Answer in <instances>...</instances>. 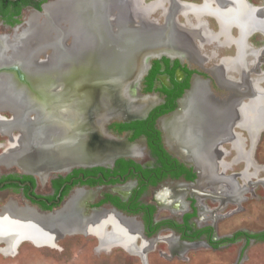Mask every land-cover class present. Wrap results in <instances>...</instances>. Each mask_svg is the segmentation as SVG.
<instances>
[{
  "label": "flooded vegetation",
  "instance_id": "af4514ba",
  "mask_svg": "<svg viewBox=\"0 0 264 264\" xmlns=\"http://www.w3.org/2000/svg\"><path fill=\"white\" fill-rule=\"evenodd\" d=\"M237 1L240 4L234 0H138L140 5L149 7L144 21L146 19L152 27L147 33H155L154 27L161 30L159 45L149 51L162 52V55L149 61L137 92L134 86L130 88L132 98L138 94V103L132 108L127 103L117 105L120 114L103 125L100 124L102 108L93 106L94 99L87 97L82 85L76 94L73 92L75 96L67 88L69 97L62 100L64 106L61 101H53L54 82L50 81L43 82L45 98L41 100L33 92L30 105L22 101L19 105L3 103L0 106V192H4L5 200L0 201L5 202L0 207V215L11 206L18 211L27 210L41 221L40 233L48 236L51 244L52 235L60 232L51 229L62 222H73L66 217L60 219L59 224L50 223L62 212L78 207L82 218L73 226L72 222L69 224L77 231L92 235L95 234L90 228L79 227L93 222L89 219L94 212H111L121 219L132 220L137 226V237H134L131 248L126 249L130 253L136 250L140 253L139 247L145 248L139 246L136 238L155 241L161 232H168V245L179 250L184 245L187 248L197 243L218 248L238 239H243L245 245L257 241L246 238L227 241L237 232H251L240 230L231 236L219 237L213 223L200 225L206 220H216V210L223 209L227 202L239 203L244 199L245 188H238L236 178L237 184L229 177L238 173L226 175V164L231 169V165L240 162L235 155L229 161L225 157L234 150L228 139L232 134L240 136L234 130V127H240L233 125V130L229 128L241 119V113L236 114V110L240 108L241 111L242 103L255 94L253 79L262 72L264 32L252 25L251 30L243 32L236 24L250 25L243 21L244 11L240 5L249 11L251 21L264 20V0ZM49 2L43 0L40 10L22 6L20 15L12 16L18 19L15 24L0 17V37L13 34V38H20L18 33L28 27L29 15H38L43 5ZM230 9L233 10L231 13L228 12ZM24 11L30 13L22 21ZM41 17L39 20L43 19ZM138 19L132 17L131 21L141 22ZM131 33L135 34L134 30L124 35ZM13 53L3 52L5 57ZM52 53L49 50L35 52L36 62H43ZM238 56L241 57L239 67L235 65ZM65 57L67 65L69 60ZM21 59L23 57L15 61L20 63ZM9 70L14 73L17 85L26 82L19 68L12 63L2 65L0 75H6ZM258 86L263 88L260 80ZM24 94L30 95L26 90ZM141 107L148 109L145 115L140 113ZM21 110L26 113L27 121L35 119L32 124L23 116L13 118V113L20 115ZM39 110L47 112V124L42 127L46 138L39 141L36 150L41 159H25L19 147L5 153L11 138L19 142L23 133L39 127L37 124L34 128ZM76 125L78 131L95 137L91 147L86 138L76 132ZM148 134L159 138L158 148L165 160L169 159L170 171L162 169L152 154ZM256 135V132L253 137L249 135L252 143ZM55 136L57 139L54 140ZM226 144L230 145V150H226ZM110 156H114L112 162L108 160ZM248 159L252 161L251 154ZM63 163L73 164L65 170ZM32 167L37 170L29 169ZM183 171L194 174V178L186 179ZM208 175L217 182L223 179L224 184L228 180L230 191L226 192V186L220 184L211 189L206 184ZM229 193L235 197H226ZM205 198L218 202L215 209L203 203ZM158 210H169L172 216L156 219ZM186 215L191 216L185 219ZM104 228L106 232L111 230L108 224ZM22 239L33 240L28 234L18 242ZM117 246L121 247L120 243L109 249Z\"/></svg>",
  "mask_w": 264,
  "mask_h": 264
},
{
  "label": "rangeland",
  "instance_id": "374dc122",
  "mask_svg": "<svg viewBox=\"0 0 264 264\" xmlns=\"http://www.w3.org/2000/svg\"><path fill=\"white\" fill-rule=\"evenodd\" d=\"M232 11L231 9L228 10L229 13ZM118 12L125 14L127 10L119 9ZM135 12H141L140 8L136 7ZM29 13L24 11L21 20H25ZM236 25L243 32L252 29L251 25ZM262 40L263 45L264 35ZM240 59L241 57H236L235 65L237 67L240 65ZM259 80L263 88L258 86ZM253 90L255 94L252 98L242 103L241 119L231 124V126L240 127H234V130L245 141L240 136L232 134L228 140L231 141L230 145L232 144L234 150L229 156L225 157V160L229 161L235 155L236 160L240 162L238 165H231V169L227 168L226 175L238 173L232 175V178H234L232 180L235 181L236 178L237 187L240 189L245 188L242 195L244 199L239 203L227 202L223 209L216 210V220L200 222V225L213 223L219 237L231 236L240 230L251 233L264 231V52H262V72L257 76V79H253ZM254 107L257 109L256 112ZM239 109L236 110L238 115ZM254 114L256 115L254 116ZM251 129H255L257 134L253 143L249 137ZM240 140L244 144L241 150L243 155L237 154L238 147L236 143ZM13 142L16 141L11 138L5 153L13 151ZM230 145L226 144V150H230ZM249 154H251V159L255 165L252 161L249 162ZM225 186L226 192H229L231 183L228 180H226ZM3 193L0 192V199H4ZM151 198V203H154ZM4 200L0 201V207L4 204ZM203 203L211 209H215L214 207L218 205L217 201L209 198H205ZM168 216H172L169 210H158L156 212V219ZM106 224L110 226V232H106L104 228ZM67 227L52 235L54 238L51 244L22 239L15 245V250L10 251L5 249V242L7 241L5 236L4 240L3 238L0 239V264H264V241H251L245 245L243 239H238L231 244L222 245L218 248H209L202 243H197L187 248L184 245L179 250L170 246V244L168 245L166 238L168 232H161L155 241H146L141 237L136 238L139 246L145 248L142 250L139 247L140 253L138 250L130 253L126 249H130L133 245V238L130 239L127 234L119 232L112 223L88 222L79 227L81 229L90 228L98 238L84 231L81 232L75 230V228ZM13 235L17 236L19 240L23 232L17 231ZM117 243H120L121 247L117 246L109 249ZM171 253L180 255H172Z\"/></svg>",
  "mask_w": 264,
  "mask_h": 264
},
{
  "label": "bare ground",
  "instance_id": "6f19581e",
  "mask_svg": "<svg viewBox=\"0 0 264 264\" xmlns=\"http://www.w3.org/2000/svg\"><path fill=\"white\" fill-rule=\"evenodd\" d=\"M234 1L238 2L237 0H234ZM125 2H128L127 7H126V4L125 6H121L120 3H118L117 5V1L113 3L111 2V0H60V3H54L52 5L46 6L45 13L43 14L44 17L45 16L50 17L57 11L59 10L61 11V9L65 10L66 12H70L69 16L65 15L64 17L65 19L63 20L65 21L64 22L65 26L69 28V31L71 33V36H70L71 42H70L68 52H71V56L74 53V55H77L79 58V60L76 63H74V65L76 64L77 65L73 68H76L78 66L77 68L79 69V65L84 64V63H89L88 65L94 66L96 64L107 62L110 58L108 52L105 51L104 47L101 48L100 40H98L95 36V33L90 30L91 26L89 25L90 24L89 21L90 22L97 21L98 23L97 25L103 23L104 20L102 19V17L106 19L107 12H109L110 10V13H108L109 21L113 25L114 30L117 33H120L121 35L127 34L125 28H127L128 24L132 23L131 21L132 17L139 18L138 20H140L143 24L145 23L144 17L148 13L149 7L140 5L138 0H125ZM240 6L242 7L241 9L244 11L243 16H242V18L244 17L243 21L249 23L254 28L258 26L260 29H262V32H264V20H261L257 23L256 21L255 22L251 21L249 11H247V9H245L242 5ZM136 7H139L141 12H135ZM119 9H125L127 10V12L125 14L119 13L118 12ZM75 14H77V18ZM44 17L43 19L46 20V17L45 18ZM39 21L41 22V20H39V17L37 15L35 14L29 15V20H28L29 30H32L37 24H39ZM45 29H46V26H44L43 31ZM134 32H136V30H134ZM13 37L14 36H12L10 39H7V40L4 37H0V39L3 40V41L0 40V50L1 51H2L3 46L7 44V42L14 44L17 42V40L20 39V38H13ZM56 40L57 41L62 40L60 34L57 35ZM57 41H55V45H53L50 50L51 52H54V53L48 56L43 62H38V61L36 62L35 55H34L35 52H21V50L18 48L20 50L19 52L17 50V47H15L16 44L13 45L12 52L14 53L11 54L10 56L5 57L3 52H0V67L2 65H6L10 63H12L13 66L16 65L21 71V74L22 76H24L25 81H26L25 83H23L24 86L23 84L17 85L16 78L13 76L14 73L10 72V70L7 72L6 75H0V106H2L3 103H8L10 105H15V104L19 105L20 101H22L23 103L25 102L28 105H30L31 102L29 101V99L33 92H36V95L38 96L40 100L42 97L45 98V96H43V93H42L43 88H44L43 82L44 83L45 81L53 82L52 75H51L52 71H54V69L56 68H63L68 65V64L66 65V62H64V59H63L65 56L63 52L65 51L59 49V46L57 45L58 43ZM29 43L32 47H35L41 44L42 41L40 42L39 40H33ZM32 49L34 50V48ZM22 57L23 59H21L22 60L20 62L21 64L15 61L16 58H22ZM71 59L73 58H69L68 60L70 61ZM25 85L28 86L29 88L27 89ZM24 89L28 91L30 95H25ZM76 103L78 102H74L73 104H76ZM23 111L24 110H21L20 115H18L17 112L13 113V118L16 119L17 117L23 116V119L26 122H31L30 124H32L33 120L35 119L27 121L26 113H22ZM254 111L255 112L257 111L256 107H254ZM46 113H47L46 110H42V111L39 110L38 116L36 119V125L34 128L36 129L37 124L39 125V127H37L36 130L32 129V131L30 132L23 133L21 141L13 142L14 147L15 148L19 147L18 149L21 148L22 149L21 153L23 157L25 159H28L29 161L41 159V155L37 153L36 150L38 149L37 147L39 146V141L41 139L46 138L45 132H43V128H42L46 126L47 124L46 123L47 120H45L46 115H47ZM239 113H241L240 109H239ZM61 123L63 122L61 121ZM30 124H29V129L31 130ZM24 128L25 127H23V129ZM254 134H255V129H251L250 136L253 137ZM55 139H57L56 136L54 140ZM236 144L238 147L237 154L243 155L241 151L243 149L242 141L240 140ZM228 167L229 166L226 164V168ZM212 171L214 172L213 168H212ZM229 177H232V176H229ZM229 177H226V178H229ZM206 179H207L206 184L208 186L213 187L216 184L217 185L220 184L222 185L221 187H225V184H224L225 181L223 179H219V181L217 182L216 178H213L209 175ZM235 183L237 184L236 181ZM230 196L232 198L235 197V195H232L231 193H229L226 197L229 198ZM82 216H81V213L79 212L78 207H76L75 209L73 208L70 209V211L67 213H65L64 211L58 216H55L50 221V223L55 224L57 223L56 220L64 219L67 217L68 219L73 220L72 222V226H73L76 222L80 220V218H82ZM90 218L91 219H89V221H93L96 223L102 224L103 222H109V223L114 224L115 227L119 230V232L127 234L130 239L131 238L134 239V237H137V232H138L137 226L132 220L121 219L118 216H115L114 214H112L111 212H94ZM69 222L70 221L62 222L61 223L62 225L60 224L57 227H53L51 230L53 232H56V231L63 230L65 227L68 228L67 226L71 227ZM46 223H49V222H46ZM41 230H42L41 221L36 216H34L32 213L28 212L27 210L18 211V210H15L11 206V207H7L3 211V213L0 215V239L3 238L4 240L6 236V239H7V241L5 242L6 250L10 251L14 249L16 243L18 242V238L17 236H14L13 233L17 231L23 232L22 236L27 235V234L30 235V237L37 243H40V242L49 243V239L47 238L48 236L41 234L40 233Z\"/></svg>",
  "mask_w": 264,
  "mask_h": 264
},
{
  "label": "water",
  "instance_id": "95a60500",
  "mask_svg": "<svg viewBox=\"0 0 264 264\" xmlns=\"http://www.w3.org/2000/svg\"><path fill=\"white\" fill-rule=\"evenodd\" d=\"M9 1L13 2L16 0ZM116 1L117 5L118 3H120L121 6H125L126 4L127 7L128 5V2H125V0H111L113 3ZM53 3H60V0H54L43 5L42 12L37 16L41 17L45 11L44 7ZM59 11L50 17L45 16L46 20L42 19L41 22L39 21V24H37L32 30H29L27 27L26 29L20 31L18 34L21 37L16 43H14L16 44L15 47H17L19 52L20 50L21 52H46L51 50L52 46L55 45V41H57V35L60 34L62 42L57 41L59 49L65 51L63 52V54L67 56L65 59H73L67 62V66L63 68H56L51 73L52 81L54 82L52 84L53 88L51 90V95L54 96L53 101H61V104L64 106L62 100L65 97H69V94L66 93V90H68L67 88L70 89L71 95L75 96L77 92L76 90H78L80 85H82V87L87 91V97L94 99L93 106L102 108L101 112L103 113V116L101 118L100 124L103 125L109 119L114 118L117 114H120L117 110V105H121V103H127L126 105H129V107L131 106L132 108L134 105H136V103H138V94L135 93L134 97L132 98L129 91H131L130 88L134 86V91L137 92L138 83L145 74L146 70L149 68V61L152 58L162 55V52L149 51H153V49L157 48V45H159L158 43L161 41V37H159L161 30H159L158 27H154L155 33L152 32L151 34H146L149 27L152 26H149L147 20L145 19L146 26H144L142 22L134 21L133 23L128 24L127 28H125L128 34L132 32V30H136L135 34L131 33L132 35L126 36L121 35L114 30L113 25L109 21V10V12H107V18L105 19L102 17L104 20L103 23L97 25V21H89V25L91 26L90 30L94 32L96 38L100 40L101 48L104 47L105 51L108 52L110 57L109 60L94 66H90L88 65L89 63L83 62L84 64H80L79 69L77 68L78 66L76 69L73 68L77 65H74V63H76L79 58L77 55H74V53L71 56V52H68L71 42V33L69 28L65 26V21L63 20L65 19V15L69 16L70 12H66L63 9H61L60 12ZM75 15L77 18V14ZM44 26H46V29L43 31ZM17 30L18 28H16L15 33H17ZM12 35L6 34L2 37L7 40ZM0 40L3 41L2 39ZM33 40H39L40 42L42 41V43L32 47L29 42ZM14 44L7 42L0 52H10V50L12 52ZM32 48H34V50ZM118 90L120 92H118ZM71 95L70 97H72ZM98 99L100 102L96 101ZM70 102L72 103V101ZM101 103L103 105H101ZM147 111L148 109L145 110L142 108L140 113L145 115ZM229 128L232 130L233 127L230 126ZM76 132L79 133V135H82V137H85L88 146L91 147L93 144L91 141H93L95 137L87 132L78 131L77 125ZM113 158L114 156H110L108 160L112 162ZM72 164L73 163H63L62 165L66 170L69 169ZM29 169L37 170L34 169V167ZM58 212L53 214V216H55ZM56 222L59 224V220H56Z\"/></svg>",
  "mask_w": 264,
  "mask_h": 264
},
{
  "label": "trees",
  "instance_id": "16d2710c",
  "mask_svg": "<svg viewBox=\"0 0 264 264\" xmlns=\"http://www.w3.org/2000/svg\"><path fill=\"white\" fill-rule=\"evenodd\" d=\"M43 0L33 1V0H0V17L4 19L9 24L18 23V19H13L12 16H19L22 6H32L37 10H40V4ZM149 148L152 151V154L157 157L158 163L162 165V169L170 171L171 167L167 165L168 160H165L162 151L158 148V137L154 135L148 134L147 136ZM185 178L188 180H192L194 178V174L184 172ZM172 176L178 177L179 174H173ZM153 211V209L151 210ZM191 215H186L185 219H188ZM237 238H246V239H256L257 241H264V232L258 233H245V232H237L233 235L231 239H226L227 241H234Z\"/></svg>",
  "mask_w": 264,
  "mask_h": 264
}]
</instances>
